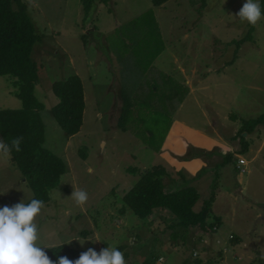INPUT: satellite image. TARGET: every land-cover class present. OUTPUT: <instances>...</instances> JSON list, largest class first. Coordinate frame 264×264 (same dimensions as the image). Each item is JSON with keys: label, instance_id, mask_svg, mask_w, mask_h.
Masks as SVG:
<instances>
[{"label": "rangeland", "instance_id": "1", "mask_svg": "<svg viewBox=\"0 0 264 264\" xmlns=\"http://www.w3.org/2000/svg\"><path fill=\"white\" fill-rule=\"evenodd\" d=\"M23 1L40 36L31 56L39 75L35 95L44 106L43 146L66 168L36 217L37 243L97 253L118 248L126 264L264 261V121L239 136L243 120L264 114V0L250 39L240 43L249 29L238 17L246 0H207L204 6L168 0L156 7L151 0H108L95 2L85 17L82 0ZM71 75L80 77L86 103L81 129L70 136L51 108L58 102L53 82ZM14 89L11 77L0 76V109L21 107ZM121 90L130 103L126 115H120ZM174 123L234 140L233 156L201 157L208 170L189 171L192 153L203 148L186 140L180 147L164 144L168 132H176ZM216 146L207 155H216ZM224 156L230 160L222 166ZM237 156L248 161L241 182ZM153 165L166 168L167 190L183 184V174L195 180L199 204L213 195L207 221L218 217V230L171 228L177 218L165 208L145 219L127 209L122 196ZM23 180L10 155L0 154V208L30 199ZM81 190L88 198L78 205L72 193ZM234 235L238 243L229 240Z\"/></svg>", "mask_w": 264, "mask_h": 264}, {"label": "trees", "instance_id": "2", "mask_svg": "<svg viewBox=\"0 0 264 264\" xmlns=\"http://www.w3.org/2000/svg\"><path fill=\"white\" fill-rule=\"evenodd\" d=\"M151 1L156 7L168 0ZM200 1L204 6L207 0ZM95 2L107 4L108 0H82L84 17ZM189 2L194 4V0H189ZM248 24L247 35L238 43L250 39L254 26ZM38 41H40V36L28 14L27 4L23 0H0V76L12 78V86L15 88L13 93L21 101V107L17 109H0V141L9 146L10 159L31 189V198L42 200L45 204L50 199L49 191L58 185L66 168L59 156L43 146L44 124L40 111L44 106L35 95L39 75L37 63L31 56L33 45ZM52 91L58 98V102L51 108L54 119L67 135L77 134L83 124L85 109L84 87L80 77L71 75L57 80L52 84ZM121 95L123 105L120 115H126L130 109V103L122 90ZM182 97L179 98L182 99ZM263 121L264 114L257 119L243 120L239 132L240 138L243 139L240 133H251L254 126ZM120 125L121 121H119V127L124 128ZM18 137H22L20 151L12 147V141ZM243 145L246 146V142H243ZM152 149L159 151L160 148ZM202 152L200 151V154ZM167 173L162 165H153L145 169L134 185L122 196L125 207L140 219L149 217L156 208L168 209L177 218L176 223L169 226L171 228H199L203 231L216 229L221 221L218 217L214 216L213 223L207 221L212 214L211 205L214 196L203 199L199 204V192L195 187L187 185L190 179H186L181 174L179 175L183 184L174 190H167L163 178ZM28 202L30 199L25 203ZM197 206L198 210H195ZM124 211L123 207L121 212ZM170 237L175 240L178 235L173 232ZM182 240L184 242L183 238ZM229 240L238 241L235 235ZM43 250L53 261H58L60 256H67L75 261L84 252L66 244L47 247ZM191 263L203 264L204 262L196 258L191 260ZM260 264H264L261 258Z\"/></svg>", "mask_w": 264, "mask_h": 264}, {"label": "clouds", "instance_id": "3", "mask_svg": "<svg viewBox=\"0 0 264 264\" xmlns=\"http://www.w3.org/2000/svg\"><path fill=\"white\" fill-rule=\"evenodd\" d=\"M238 17L241 21L255 25L262 17L259 0H246ZM21 140L22 137H18L12 141V147L16 151H20ZM9 153V146L0 141V154L8 158ZM240 159L243 160L242 163H240ZM237 164L241 173L247 171L248 162L243 157L237 156ZM24 191L28 197V192ZM50 195L55 198L54 193ZM72 196L78 205H83L88 198L87 193L82 190L74 191ZM43 206L42 200L30 198L28 203L22 201L12 207L0 208V264H126L124 254L118 248H106L100 253L90 248L75 261L70 260L67 256H60L58 261L50 259L46 251L43 250L47 246L37 243L40 236L35 220ZM83 243L84 241L81 242V244Z\"/></svg>", "mask_w": 264, "mask_h": 264}, {"label": "crops", "instance_id": "4", "mask_svg": "<svg viewBox=\"0 0 264 264\" xmlns=\"http://www.w3.org/2000/svg\"><path fill=\"white\" fill-rule=\"evenodd\" d=\"M189 81L191 80V79H188ZM84 97H85V93H84ZM85 103H86V101H85ZM85 110V109H84ZM175 124V123H174ZM177 125V126H176ZM173 128H177L176 129V132H174V134L172 135L171 134V131L170 132H168V134H167V136H166V138H165V141H164V144L167 142L168 143V145H169V148H172V147H176V146H178V147H180L182 144L181 143H183L184 142V140H186V141H188V142H190L192 145H194V146H196V148H203V150H197V152L195 151V152H193L192 153V155L193 154H195L196 156H195V158L194 159H192V162H194V163H192L193 165L192 166H187L188 168V170L189 171H192V170H194V171H196V169H198V168H201V169H203V171H206V170H208V168H207V164L205 163V162H203V161H201L200 159H201V157L202 158H204V157H208V160L210 161V159H212V158H214L215 156H217V157H219V156H221V155H223V154H225V153H234L233 152V149L232 148H234V140L233 141H230V143H226L223 139L224 138H222V137H220L221 139H216L215 137H213V135H211V134H208L207 132H205V131H203L201 128H198V127H190V126H188V125H184V124H182V123H177V124H175L174 125V127ZM253 132V131H252ZM181 133H183V135L181 136L180 134ZM245 134H246V132H244ZM248 134V133H247ZM236 136H238V134L236 135ZM183 137V139H181ZM240 141V140H239ZM242 142H245V141H243L242 140ZM217 145V146H216ZM217 147V149H219V151L216 153V155H213V156H211V155H207V151L206 150H212L214 147ZM246 146H247V144H246ZM245 147V146H244ZM248 147V146H247ZM247 147H245V148H243L242 150H247L246 148ZM211 148V149H210ZM200 151L202 152L201 154H200ZM192 152V151H191ZM247 152V151H246ZM248 153V152H247ZM253 153V152H252ZM251 154V153H250ZM260 154V153H259ZM259 154H255L253 157H256L257 158V156L259 155ZM232 156H233V154H232ZM229 156H224L223 157V162H222V166H224L225 164H226V162H228L229 160H230V158H228ZM227 159H229V160H227ZM251 159H253V158H251ZM224 160H226V162L224 163ZM207 161V160H206ZM188 162H191V161H188ZM187 162V163H188ZM246 162H248L247 160H246ZM189 165H190V163H188ZM203 167V168H202ZM204 167H206V168H204ZM235 169L237 170V174H236V176H237V178H238V180H239V182H241V171H240V167H239V165L237 164L236 166H235ZM247 171H248V169H247ZM209 172V171H208ZM208 172H206V174L208 173ZM205 174V173H204ZM181 175H183V174H181ZM201 175V174H200ZM200 175L198 176V177H200ZM184 176V175H183ZM186 179H189L188 177V175H185L184 176ZM24 179V178H23ZM24 181V180H23ZM182 181V180H181ZM194 181L195 180H192V179H190L189 180V182L187 183V185H190V186H193V187H195L196 188V185H195V183H194ZM197 181V180H196ZM231 186V185H230ZM197 189V188H196ZM198 190V189H197ZM241 191H242V188L239 190V193H241ZM31 197H32V194H31ZM30 197V198H31ZM214 198V197H213ZM218 228L219 227H216V229L218 230ZM229 241V240H228ZM238 243V242H237Z\"/></svg>", "mask_w": 264, "mask_h": 264}, {"label": "built area", "instance_id": "5", "mask_svg": "<svg viewBox=\"0 0 264 264\" xmlns=\"http://www.w3.org/2000/svg\"><path fill=\"white\" fill-rule=\"evenodd\" d=\"M242 162H243V160L240 159V163H242Z\"/></svg>", "mask_w": 264, "mask_h": 264}, {"label": "water", "instance_id": "6", "mask_svg": "<svg viewBox=\"0 0 264 264\" xmlns=\"http://www.w3.org/2000/svg\"><path fill=\"white\" fill-rule=\"evenodd\" d=\"M245 134V133H244Z\"/></svg>", "mask_w": 264, "mask_h": 264}]
</instances>
